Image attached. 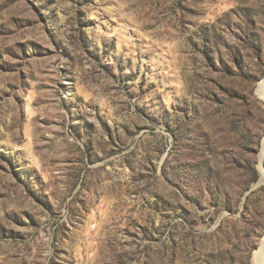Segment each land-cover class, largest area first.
Returning <instances> with one entry per match:
<instances>
[{"label":"rangeland","instance_id":"rangeland-1","mask_svg":"<svg viewBox=\"0 0 264 264\" xmlns=\"http://www.w3.org/2000/svg\"><path fill=\"white\" fill-rule=\"evenodd\" d=\"M263 77L264 0H0V264H252Z\"/></svg>","mask_w":264,"mask_h":264},{"label":"bare ground","instance_id":"bare-ground-1","mask_svg":"<svg viewBox=\"0 0 264 264\" xmlns=\"http://www.w3.org/2000/svg\"><path fill=\"white\" fill-rule=\"evenodd\" d=\"M257 95L264 100V78L258 83L256 88ZM259 172L260 182L264 185V168L262 167V160L264 158V137L261 142V148L259 152ZM252 264H264V237L261 239L258 249L254 252L252 258Z\"/></svg>","mask_w":264,"mask_h":264},{"label":"trees","instance_id":"trees-1","mask_svg":"<svg viewBox=\"0 0 264 264\" xmlns=\"http://www.w3.org/2000/svg\"><path fill=\"white\" fill-rule=\"evenodd\" d=\"M254 176L256 177L257 175H256V172H254Z\"/></svg>","mask_w":264,"mask_h":264},{"label":"water","instance_id":"water-1","mask_svg":"<svg viewBox=\"0 0 264 264\" xmlns=\"http://www.w3.org/2000/svg\"><path fill=\"white\" fill-rule=\"evenodd\" d=\"M264 78V77H263Z\"/></svg>","mask_w":264,"mask_h":264}]
</instances>
